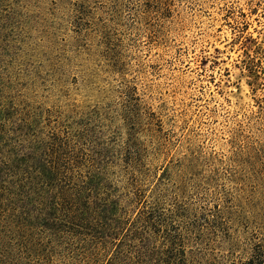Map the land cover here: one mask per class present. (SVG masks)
<instances>
[{
	"label": "rangeland",
	"instance_id": "obj_1",
	"mask_svg": "<svg viewBox=\"0 0 264 264\" xmlns=\"http://www.w3.org/2000/svg\"><path fill=\"white\" fill-rule=\"evenodd\" d=\"M0 24V74L29 105L71 110L72 133L136 159L131 186L114 169L140 209L167 167L160 210L188 211L163 228L193 235L203 208L224 209L218 235L237 246L201 247L244 264L264 171V0H0ZM255 209L264 220V196Z\"/></svg>",
	"mask_w": 264,
	"mask_h": 264
},
{
	"label": "trees",
	"instance_id": "obj_2",
	"mask_svg": "<svg viewBox=\"0 0 264 264\" xmlns=\"http://www.w3.org/2000/svg\"><path fill=\"white\" fill-rule=\"evenodd\" d=\"M3 31L0 24V36ZM19 91L0 74V264H210L211 253L201 245L227 243L229 252L237 246L231 235L226 240L218 235L227 225L225 210L215 205L213 218L210 209L199 212L203 224L191 223L193 235L189 228H163L165 217L188 211L181 207L166 216L160 210L167 167L156 177L152 201L140 209L135 193L120 192L118 179L124 175L114 169L117 162L131 168L125 170L131 186L140 174L136 159L114 156L113 147L72 133L71 110L51 113L29 105ZM46 113L55 115L53 125L44 122ZM73 139L81 142L76 148ZM260 150L264 153V146ZM254 179L258 197L250 217L257 221V242L247 243L244 264H264V220L255 209L264 196V171ZM224 257L210 256L223 263Z\"/></svg>",
	"mask_w": 264,
	"mask_h": 264
}]
</instances>
